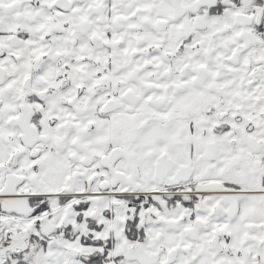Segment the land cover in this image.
Instances as JSON below:
<instances>
[{"label":"snow or ice","instance_id":"6c2138e0","mask_svg":"<svg viewBox=\"0 0 264 264\" xmlns=\"http://www.w3.org/2000/svg\"><path fill=\"white\" fill-rule=\"evenodd\" d=\"M0 264H264V0H0Z\"/></svg>","mask_w":264,"mask_h":264}]
</instances>
